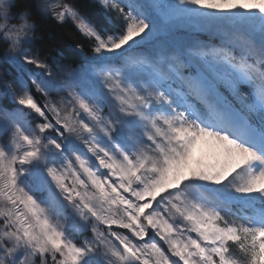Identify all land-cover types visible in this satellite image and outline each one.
Segmentation results:
<instances>
[{
	"label": "snow or ice",
	"instance_id": "snow-or-ice-1",
	"mask_svg": "<svg viewBox=\"0 0 264 264\" xmlns=\"http://www.w3.org/2000/svg\"><path fill=\"white\" fill-rule=\"evenodd\" d=\"M9 5L0 264H264V0H38L90 42L74 67Z\"/></svg>",
	"mask_w": 264,
	"mask_h": 264
},
{
	"label": "trees",
	"instance_id": "trees-1",
	"mask_svg": "<svg viewBox=\"0 0 264 264\" xmlns=\"http://www.w3.org/2000/svg\"><path fill=\"white\" fill-rule=\"evenodd\" d=\"M55 2H67V0H54ZM38 0H13L12 1V14L19 16L22 13H27V18L30 22H34L35 30L32 34V40L26 45L32 54H37L41 58L46 59L50 64L57 65H69L76 66L83 56L92 55L90 48V42L77 30L71 21H65L63 23L57 21L51 15H45L41 13L37 8ZM77 4L89 12L93 20H99L104 23L100 16L99 10L92 6V0H77ZM12 24H16V18ZM17 25V24H16ZM105 27L110 28V24H105ZM182 38L189 40L193 37H199L201 40H205L209 43L219 44L220 38L215 28L210 26L200 27L199 29H182ZM10 39L6 35V29L0 31V70L8 68V64L4 62V54L10 47ZM78 44L83 45L84 51L81 52L76 46ZM4 79L0 78V91L4 88ZM34 95H37L34 86L32 87ZM54 100H57L54 95L50 93ZM61 95V93H60ZM62 96V95H61ZM59 98V97H58ZM11 98L3 100L0 96V101H3L6 106H11ZM28 119L33 125L37 123L35 115H30ZM114 230L126 231L123 229H117L114 226ZM76 241L79 243L86 238H91V231H85L82 233H71Z\"/></svg>",
	"mask_w": 264,
	"mask_h": 264
},
{
	"label": "rangeland",
	"instance_id": "rangeland-1",
	"mask_svg": "<svg viewBox=\"0 0 264 264\" xmlns=\"http://www.w3.org/2000/svg\"><path fill=\"white\" fill-rule=\"evenodd\" d=\"M10 2H11V0H10ZM52 2L53 3H56L54 0H52ZM21 17V15L19 16V20L16 22V24H17V26L20 24V23H23V20L20 18ZM22 20V21H21ZM30 21V20H29ZM187 28H190V29H199L200 27H187ZM36 54V53H35ZM92 54V53H91ZM86 56H90V55H86ZM85 56H83V58H84ZM62 78H63V74H62ZM34 95V94H33ZM61 95H63V93H61ZM35 97H36V99H37V101L39 102V103H41V104H43V102H44V97L39 93V94H37V95H34ZM54 97H56V99H59L58 98V96L57 95H54ZM53 100H54V98H52ZM10 103H11V100H10ZM50 119H51V117H49ZM37 122H38V120H37ZM50 135H55V133L54 132H50L49 133Z\"/></svg>",
	"mask_w": 264,
	"mask_h": 264
},
{
	"label": "flooded vegetation",
	"instance_id": "flooded-vegetation-1",
	"mask_svg": "<svg viewBox=\"0 0 264 264\" xmlns=\"http://www.w3.org/2000/svg\"><path fill=\"white\" fill-rule=\"evenodd\" d=\"M9 7H10V11H9L10 15H9V18H8V21H7V25H6V27H7V26H10V24H11V20H12V16H11V14H12L11 2H10ZM4 22H5L4 17H3V16H0V23H4Z\"/></svg>",
	"mask_w": 264,
	"mask_h": 264
},
{
	"label": "clouds",
	"instance_id": "clouds-1",
	"mask_svg": "<svg viewBox=\"0 0 264 264\" xmlns=\"http://www.w3.org/2000/svg\"><path fill=\"white\" fill-rule=\"evenodd\" d=\"M9 11H10V7H9Z\"/></svg>",
	"mask_w": 264,
	"mask_h": 264
}]
</instances>
